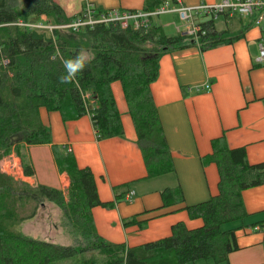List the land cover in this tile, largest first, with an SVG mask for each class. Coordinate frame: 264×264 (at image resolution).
Here are the masks:
<instances>
[{
	"label": "trees",
	"instance_id": "16d2710c",
	"mask_svg": "<svg viewBox=\"0 0 264 264\" xmlns=\"http://www.w3.org/2000/svg\"><path fill=\"white\" fill-rule=\"evenodd\" d=\"M165 2L175 0H145L142 10L152 11ZM76 15L67 16L56 0H0V160L12 148L21 156L25 145L48 144L57 170L65 172L69 181L63 193L58 187L32 186L0 171V264H189L200 259L228 264V255L238 249L235 231L243 225H225L246 217L241 192L264 184V161L249 163L244 147L230 148L224 135L213 138L210 153L200 158L202 165L214 163L217 168V193L182 206L189 218L202 220L200 226L187 228L176 222L169 235L130 247L97 234L91 208L110 207L112 202L99 199L88 167L78 166L70 150L52 143L39 109L58 111L63 121L89 115L98 140L122 137L120 113L110 86L119 81L147 177L173 172L150 83L157 77L159 55L186 46L187 38L168 36L152 22L146 29L97 24L76 32L13 24L22 20L60 25ZM211 24L208 21L209 32L201 49L239 37L225 39ZM83 51L89 57L82 58ZM21 159L23 174L33 175L31 165ZM112 189L118 202L127 185ZM160 197L161 208L184 201L178 185L162 189ZM44 202L59 211L58 224L68 236V244L17 230L24 219L33 216L36 205ZM29 203L33 208L25 215ZM123 224L142 226L136 216ZM252 225L264 227V221Z\"/></svg>",
	"mask_w": 264,
	"mask_h": 264
},
{
	"label": "crops",
	"instance_id": "0c3cea01",
	"mask_svg": "<svg viewBox=\"0 0 264 264\" xmlns=\"http://www.w3.org/2000/svg\"><path fill=\"white\" fill-rule=\"evenodd\" d=\"M144 1L81 0L75 14L86 2L98 9L142 10ZM179 1L184 6H195L219 0ZM160 15L157 22L152 18L151 22L161 26L164 33L172 28L177 34L178 14ZM211 28L223 33L225 39L239 37L207 49L188 44L187 39L186 46L165 50L157 59V77L150 83L173 172L147 177L119 81L110 86L120 113L122 137L98 140L89 115L63 121L58 111L39 109L42 123L50 129L52 143L70 150L78 166L88 167L99 199L112 202L110 207L91 208L94 227L103 239L130 247L169 235L176 222L187 228L200 226L202 220L189 218L182 206L217 193L215 164L202 165L200 161L210 153L213 138L224 135L230 148L244 147L246 160L251 164L264 161V68L256 62L261 29L252 24L250 17L223 14L212 21ZM205 84L208 88H204ZM34 147H23L33 169V175L25 176L26 181L32 186L58 187L65 193L68 176L57 170L50 145H37V157L32 153ZM122 184L127 185V190L123 199L116 202L112 188ZM177 185L182 190L183 203L161 208L160 191ZM128 191L133 192V201L125 199ZM241 199L246 221L234 225L243 226L235 231L238 249L228 255V264H264V228L252 225L264 221V184L243 190ZM132 216L142 226L123 224Z\"/></svg>",
	"mask_w": 264,
	"mask_h": 264
},
{
	"label": "built area",
	"instance_id": "2783aa9c",
	"mask_svg": "<svg viewBox=\"0 0 264 264\" xmlns=\"http://www.w3.org/2000/svg\"><path fill=\"white\" fill-rule=\"evenodd\" d=\"M174 3L171 5L165 2L152 11H144L118 8L98 9L92 3L86 2L74 19L65 24L51 25L22 20H18L13 24L28 29L51 30L54 28H69L75 32L83 27H93L97 24L118 26L120 28L146 29L149 27L153 16L166 12H176L179 20L182 22L181 25L175 26L176 33L185 36L189 41L200 46V43L205 42L202 39L209 32L208 21H213L222 14L250 17L252 24L261 29L260 38L257 43L258 55L256 62L264 68V0H219L215 3H202L195 6H184L179 0H175ZM196 17H207L208 21H197ZM204 88H208V85L205 84ZM9 156L6 160L10 159L12 161L14 156L12 154ZM8 168V171L1 169V172L6 173L10 177L21 175L19 171L17 174V171H10L13 168ZM20 172H22V169ZM132 195L133 192L128 191L125 199L130 200ZM254 229H257V227H254Z\"/></svg>",
	"mask_w": 264,
	"mask_h": 264
},
{
	"label": "rangeland",
	"instance_id": "374dc122",
	"mask_svg": "<svg viewBox=\"0 0 264 264\" xmlns=\"http://www.w3.org/2000/svg\"><path fill=\"white\" fill-rule=\"evenodd\" d=\"M56 1L63 7L64 12L67 16H72L77 12L81 0H56ZM161 16L162 15L154 16L152 17V19L157 22L159 17ZM235 17H237V15H235ZM195 19L197 21L208 20L207 17H203V18L196 17ZM244 20H247V18H244ZM176 23L178 25L182 24L180 20H177ZM165 33L170 36L175 34L172 28H170L169 31L166 30ZM81 56L82 58L85 59L89 57V52L83 51L81 53ZM33 146L35 147L32 153L33 155L34 154L36 155L38 153L37 147H36L37 145H33ZM20 153H21V156L17 155V153L12 148L10 150V153L0 160V171L1 169L8 171L9 170L8 167L13 168L10 171H17V174L19 171V174L21 175L20 176L16 175L17 177H11V178L15 180H21V181L27 182L25 175L23 174L22 163H21L22 161L21 157L23 158L25 162L29 163L27 152L25 151V149H21ZM10 154L14 156V159L12 161H10V159L6 160L8 157H10L9 156ZM34 159H35V162L37 163V158L34 157ZM20 168L22 169V172H20L21 171ZM134 199H135L134 196H131L129 201H133ZM129 201H123V202L128 203ZM32 208H33V204L29 203L26 207V211L24 212V214L25 215L29 214ZM58 220H59V211L57 210V208L50 202H44L40 206L36 205L33 216L24 219L20 223V225L17 227V230H20L24 234L30 235L35 238L39 237V238H42V239H45V240H48L54 243H60V244L66 245L70 242V240L68 236L62 231L61 227L58 224ZM245 221H246L245 219H242L240 223L244 224ZM234 225L235 223L232 222V223L226 224L225 227L234 226ZM239 229H237V231ZM189 264H213V263L211 260H201L200 259V260L195 261V263H189Z\"/></svg>",
	"mask_w": 264,
	"mask_h": 264
}]
</instances>
